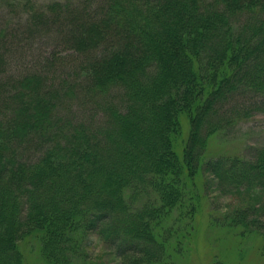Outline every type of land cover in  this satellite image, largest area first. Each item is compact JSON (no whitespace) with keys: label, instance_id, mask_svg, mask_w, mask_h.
I'll return each instance as SVG.
<instances>
[{"label":"trees","instance_id":"16d2710c","mask_svg":"<svg viewBox=\"0 0 264 264\" xmlns=\"http://www.w3.org/2000/svg\"><path fill=\"white\" fill-rule=\"evenodd\" d=\"M12 4L25 40L55 34L72 58L51 52L10 71L16 36L0 27V264H24L30 236L46 264H82L93 233L128 264L155 263L196 215L200 171L222 193L264 190V145L205 156L211 136L252 112L227 118L221 106L243 91L264 100V0ZM75 102L89 118L75 117ZM251 208L230 227L264 239Z\"/></svg>","mask_w":264,"mask_h":264},{"label":"rangeland","instance_id":"374dc122","mask_svg":"<svg viewBox=\"0 0 264 264\" xmlns=\"http://www.w3.org/2000/svg\"><path fill=\"white\" fill-rule=\"evenodd\" d=\"M13 1L0 0V27L6 25L10 35L16 36L10 40L13 42L9 47L10 71L35 69L34 66L38 67V63L42 64L43 59L51 52H58L63 58L71 54L70 51L62 48L55 34L33 36L25 40L27 34L21 21L26 16L20 5H11ZM31 1L41 3L49 0ZM67 68L64 73H69L71 67ZM80 104L75 102L72 107L75 117L89 118L92 114L89 110L90 105L78 107ZM221 107V114L227 118H230L234 111L242 113L248 108L252 112L250 117L239 120L233 127L229 126L211 136L206 147V158L250 157L254 147L264 145V100L243 91L235 94ZM26 156H30V153ZM212 180L205 171H200L195 176L192 182L194 192L191 197L193 196L192 206L196 204L195 201L198 203L196 215L193 219L184 218L185 222L173 229L172 234L178 231L176 238L166 242L160 261L143 264H264V239L253 234L251 229L248 231L242 227L237 229L230 227L232 214L251 205L254 208L246 211L245 215L249 214V219L264 221V190L253 193L242 191L237 195L222 193ZM140 203L141 200L137 205ZM178 214L175 211L172 217ZM159 236V239L164 240L169 236L168 231ZM19 245L24 264H46L42 259L40 244L36 238L30 236ZM115 246L105 244L94 233L90 234L84 247L85 260L82 264H122V262L128 264V259L123 260L118 256L123 248L120 246L117 249V245Z\"/></svg>","mask_w":264,"mask_h":264}]
</instances>
